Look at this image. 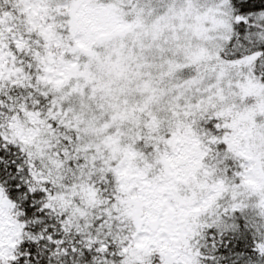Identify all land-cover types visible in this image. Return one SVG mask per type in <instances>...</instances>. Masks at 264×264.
<instances>
[{"label": "snow or ice", "instance_id": "obj_1", "mask_svg": "<svg viewBox=\"0 0 264 264\" xmlns=\"http://www.w3.org/2000/svg\"><path fill=\"white\" fill-rule=\"evenodd\" d=\"M0 264H264V0H0Z\"/></svg>", "mask_w": 264, "mask_h": 264}]
</instances>
